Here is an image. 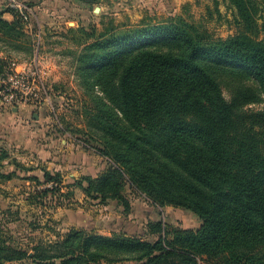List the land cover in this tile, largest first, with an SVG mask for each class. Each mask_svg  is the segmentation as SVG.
<instances>
[{"label": "trees", "instance_id": "trees-1", "mask_svg": "<svg viewBox=\"0 0 264 264\" xmlns=\"http://www.w3.org/2000/svg\"><path fill=\"white\" fill-rule=\"evenodd\" d=\"M227 1L239 29L225 39L181 15L143 18L133 28L68 30L80 47L68 52L78 53L83 86L102 94L91 99L88 115L100 136L97 153L108 161L104 173L78 187L128 212L129 186L156 207L193 213L198 229L150 223L153 241L70 230L33 247L31 256L0 238V264H264V111L244 109L264 101V38L256 21L264 0ZM24 25L16 11L0 10V43L23 41ZM8 69L0 58V77Z\"/></svg>", "mask_w": 264, "mask_h": 264}, {"label": "rangeland", "instance_id": "rangeland-1", "mask_svg": "<svg viewBox=\"0 0 264 264\" xmlns=\"http://www.w3.org/2000/svg\"><path fill=\"white\" fill-rule=\"evenodd\" d=\"M86 1L90 2L78 7L77 19L70 24L71 20L59 21L54 16L35 20L28 15L23 21V41L0 43V47H8L7 53L0 50V58L9 66V74L0 77V175H12L10 179L0 177V238L29 256L33 247L54 243L70 230L153 241L147 224L161 221L183 230H196L200 225L193 213L156 207L129 186L123 191L128 212L115 200H91L78 187L79 183L86 187L83 178L96 179L104 173L108 161L97 153L100 136L88 115L93 112L91 99L102 98V94L83 86L82 74L77 71L78 53H69L80 47L68 30H100L109 24L133 28L143 18L154 23L181 15L225 39L239 29L233 23V9L227 0H217L218 19L212 0ZM95 8L99 12H94ZM256 21L258 38L263 39L264 5ZM14 45L22 49L14 51ZM228 85L227 81L221 84L227 101ZM244 109L263 112L264 101Z\"/></svg>", "mask_w": 264, "mask_h": 264}, {"label": "crops", "instance_id": "crops-1", "mask_svg": "<svg viewBox=\"0 0 264 264\" xmlns=\"http://www.w3.org/2000/svg\"><path fill=\"white\" fill-rule=\"evenodd\" d=\"M7 1L9 0H0V10L6 7ZM23 5L29 8L30 14L35 17V20H41L45 16L50 17L54 16L58 18L59 21L71 20L68 24L73 22L72 20L77 19L76 13H78V7L82 6L83 8L90 1L86 0H19ZM85 5V6H84ZM7 21H12V16L9 14H4ZM38 23V22H37ZM75 24V23H74ZM37 26L40 28V24ZM41 33V32H39ZM202 264L205 262L200 261ZM206 264V263H205Z\"/></svg>", "mask_w": 264, "mask_h": 264}, {"label": "built area", "instance_id": "built-area-1", "mask_svg": "<svg viewBox=\"0 0 264 264\" xmlns=\"http://www.w3.org/2000/svg\"><path fill=\"white\" fill-rule=\"evenodd\" d=\"M6 7L16 11L23 21H26V17L30 14L29 8L23 5L19 0L7 1ZM198 264L202 263L198 261Z\"/></svg>", "mask_w": 264, "mask_h": 264}, {"label": "water", "instance_id": "water-1", "mask_svg": "<svg viewBox=\"0 0 264 264\" xmlns=\"http://www.w3.org/2000/svg\"><path fill=\"white\" fill-rule=\"evenodd\" d=\"M94 12H99V9H98V8H95V9H94Z\"/></svg>", "mask_w": 264, "mask_h": 264}]
</instances>
